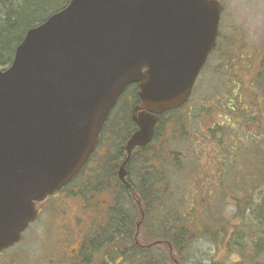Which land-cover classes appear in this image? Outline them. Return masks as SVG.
<instances>
[{
  "label": "water",
  "instance_id": "water-1",
  "mask_svg": "<svg viewBox=\"0 0 264 264\" xmlns=\"http://www.w3.org/2000/svg\"><path fill=\"white\" fill-rule=\"evenodd\" d=\"M222 14L220 0H71L27 31L0 69V254L37 221V203L81 173L111 111L137 84L138 131L118 172L130 187L132 151L152 142L160 115L191 97Z\"/></svg>",
  "mask_w": 264,
  "mask_h": 264
},
{
  "label": "trees",
  "instance_id": "trees-1",
  "mask_svg": "<svg viewBox=\"0 0 264 264\" xmlns=\"http://www.w3.org/2000/svg\"><path fill=\"white\" fill-rule=\"evenodd\" d=\"M58 1L16 0L18 5H14L2 0V70L11 66L27 31L66 8L71 0H64L44 17ZM227 44L220 34L213 53L220 50L223 54L225 48L230 51L225 63L230 79L227 86L195 109V125L192 118L190 123L183 122L188 105L159 118L153 142L141 148V180L132 176L133 192L118 175L128 138L115 154L107 151L94 173L95 185L115 186V206L108 213L113 219L104 221L97 236L102 246L112 240L113 247L136 246L137 240L141 264H173L174 259L186 264L185 253L192 242L206 238L218 252L225 249L228 255L234 246L243 258L238 264H264V54L259 59L262 71L256 75L250 72L256 55L247 56L249 65L240 63ZM248 73L256 76L251 80V97L245 100L238 86ZM133 195L140 202L141 214ZM225 207L235 209L231 219L226 217ZM139 219L138 229L135 221Z\"/></svg>",
  "mask_w": 264,
  "mask_h": 264
},
{
  "label": "rangeland",
  "instance_id": "rangeland-1",
  "mask_svg": "<svg viewBox=\"0 0 264 264\" xmlns=\"http://www.w3.org/2000/svg\"><path fill=\"white\" fill-rule=\"evenodd\" d=\"M9 1L14 3V5H18L16 0ZM220 1L224 7L220 25V32L223 40L225 41V44L229 43L231 44V47L234 48L233 56L235 59L237 58L240 63L245 62L249 65L247 56L253 58V56L256 55V58L250 62L251 64L255 62L254 65H252L250 72L255 71L254 73L257 72V75L262 71V65H264V61L261 65V60H259L262 57L261 55L264 54V0ZM1 2L2 0H0V9L2 8ZM63 3L64 0H59L56 6L48 9L49 11H45L43 14L44 17ZM229 53L230 51H227V48H225L223 54H221L219 50L218 53L213 55L214 57H210L205 69L202 71L196 83L194 89L195 91L193 92L189 104H187L188 106L183 110L184 123L189 122V119L191 120L192 118L194 119L193 123L195 125V109L200 107V105L206 99H208L211 94L222 92V88L227 86L230 79L227 76L228 72L225 63L227 61V57L230 56ZM258 63L260 64L258 65ZM247 75L249 76H242L241 86H238V91L242 94L245 100H248L251 97V80L256 76L252 75L251 73H248ZM258 85L259 84L256 83L255 87L259 88ZM132 94L133 90L129 91L127 97L120 100L117 106L112 110L103 130L105 131L106 135V137L104 135L103 138H106V142H108V148L99 149V154L94 157V160H98L99 162L105 160L104 156L106 155L107 151L111 154H115L117 149L122 147L123 140L127 139V135L129 133L131 134L133 131L134 125L131 119L133 105L130 106V104H128V97H131ZM194 130V127L190 129L191 132ZM173 133H176L175 128L173 129ZM175 144H178V142ZM176 148H178L177 145ZM100 166L101 164L97 166V164L92 162V165L90 166L92 171L88 173V180L93 178L92 173H95V171L98 170ZM84 183H86V181H83L81 177L76 183H74V187L77 189L79 188V185L84 186ZM70 189L72 190V188ZM66 194H68V197H71L69 196V193ZM83 195H85L86 198L90 197V199L93 200H85L82 198L84 203H89L92 201V205L90 204L91 206L89 205L88 208H86L87 212L85 211L82 213V229L83 232L84 230L87 232V224L89 226H93L94 224H102L101 222L104 221L106 216V205H108L110 196L113 197V194L110 190H103V192L100 190L95 194L90 193V191H85L83 192ZM68 197L65 198V200L71 202L72 200ZM234 212L235 209L233 207L224 208V213L227 218L231 219L234 215ZM43 222L44 219L40 224L34 227L32 231H30V234L28 233L25 235V238L27 239L24 241V243L19 244L20 246L18 245V249L16 248L15 250L9 251L4 257H0V264H43L47 254L52 251V247L51 245L47 244L46 236L44 235V231L42 229ZM29 235L30 239H28ZM235 249L236 248L232 246L231 255H228L225 249L218 252L216 246H214L206 238H201L192 242V245L185 253L184 259L186 264L242 263L243 258L241 255H239V252H235ZM155 253L161 254L162 251L156 250ZM243 264L247 263L244 261Z\"/></svg>",
  "mask_w": 264,
  "mask_h": 264
},
{
  "label": "flooded vegetation",
  "instance_id": "flooded-vegetation-1",
  "mask_svg": "<svg viewBox=\"0 0 264 264\" xmlns=\"http://www.w3.org/2000/svg\"><path fill=\"white\" fill-rule=\"evenodd\" d=\"M131 90H133V94L131 97H128V104H130V106L133 105V120V116L138 114V112H136V109L141 105V100L138 96V85H132L131 87H129L125 94L122 96L121 100L126 98L129 94V91ZM136 131H138V126L134 123V129L128 139ZM100 143L103 145L102 148H104L108 144V142H106V138H104V140L101 139ZM127 157L128 155L126 152V157L124 158L123 162ZM92 162L97 164V166H99L101 163V161L99 162L98 160L94 159L92 160ZM92 162L90 161V166L92 165ZM130 164H132L131 168H129ZM89 165L87 169L83 171L82 179L83 181H86V183H84V186L79 185V188L76 189L74 187L75 184H70L55 195L49 196L44 201L37 203V221L33 224H30L28 229L22 234L21 242L14 245L9 250L1 253L0 257H4L7 252L15 250L19 244L24 243V241L27 239L25 238V235L28 233L30 234V231H32L33 228L40 224L44 219L42 229L44 231V235L46 236L47 244L51 245L52 251L47 254V256L45 257V262H43V264H141V261H143V258H141V245L138 244L137 240H135L134 244L136 246L130 247L125 245L121 247H113V240L108 243L107 247L102 246L103 242L98 243L97 236L99 235L101 228L104 226L103 223H109L113 219L111 216H108V213L112 212L115 206V191L113 190L115 186L109 185L105 187L100 184L95 185L94 172L92 173L93 178L91 180H88V173L92 171ZM126 171L127 181L131 188L127 185L126 186L128 187L129 191L133 192L134 189L132 188V185L135 186L136 184L130 183L132 176H134L135 178L137 177L139 180H141V147H136L132 151L130 160L128 161V164L126 166ZM70 188H72V190ZM100 190L101 192H103V190H110L113 194V197L110 196L108 205H106V216L104 218L105 222L103 221L101 222V225L94 224L93 226H89L87 224V232H85V230L83 232L82 213L86 211V208H88V206L93 201L92 199H90V197L86 198L85 195H83V192L91 191L92 194H95ZM66 193H69V196L71 197H68V194ZM67 197L72 201H66L65 198ZM82 198L92 201H90L89 203H84ZM133 200L136 202V204L139 202L134 195ZM137 206L141 214V205L137 204ZM139 222H141V219L136 220L135 225H138ZM28 239H30V235ZM173 264H178L175 259Z\"/></svg>",
  "mask_w": 264,
  "mask_h": 264
}]
</instances>
